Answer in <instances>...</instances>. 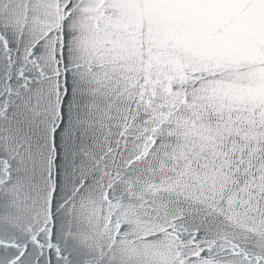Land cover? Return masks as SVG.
I'll use <instances>...</instances> for the list:
<instances>
[{
  "label": "snow or ice",
  "instance_id": "6c2138e0",
  "mask_svg": "<svg viewBox=\"0 0 264 264\" xmlns=\"http://www.w3.org/2000/svg\"><path fill=\"white\" fill-rule=\"evenodd\" d=\"M0 264H264V0H0Z\"/></svg>",
  "mask_w": 264,
  "mask_h": 264
}]
</instances>
